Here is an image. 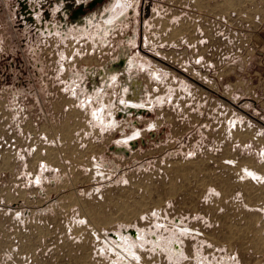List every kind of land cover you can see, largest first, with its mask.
Masks as SVG:
<instances>
[{"label":"rangeland","instance_id":"374dc122","mask_svg":"<svg viewBox=\"0 0 264 264\" xmlns=\"http://www.w3.org/2000/svg\"><path fill=\"white\" fill-rule=\"evenodd\" d=\"M15 6L0 0V264H264V0H115L65 34Z\"/></svg>","mask_w":264,"mask_h":264},{"label":"flooded vegetation","instance_id":"af4514ba","mask_svg":"<svg viewBox=\"0 0 264 264\" xmlns=\"http://www.w3.org/2000/svg\"><path fill=\"white\" fill-rule=\"evenodd\" d=\"M115 0H16L18 20L29 23L35 32H53L57 27L66 30L72 26L83 27L91 22H108L110 7ZM120 3H116L114 8ZM106 18V19H104ZM132 61L127 66L132 65ZM103 76V75H102ZM136 91L133 97L141 93V84L133 78Z\"/></svg>","mask_w":264,"mask_h":264},{"label":"bare ground","instance_id":"6f19581e","mask_svg":"<svg viewBox=\"0 0 264 264\" xmlns=\"http://www.w3.org/2000/svg\"><path fill=\"white\" fill-rule=\"evenodd\" d=\"M142 70V69H141ZM108 75V74H107ZM107 75H103L104 77H102V78H104V80L105 81H107L106 79H107ZM112 77H114L115 75L114 74H110ZM159 77V76H158ZM109 80V79H108ZM113 80V79H112ZM138 81H139V79H137ZM127 87L129 86V85H131L132 87H133V91L135 92L136 91V88H135V86H133L134 84H135V82H134V80H133V78H131L130 80H128L127 82ZM139 84H142V82L141 81H139ZM142 86V85H141ZM143 87V86H142ZM131 88V87H130ZM130 88L128 87L127 89L128 90H130ZM132 91V92H133ZM135 94V93H134ZM126 95V94H125ZM140 96V95H139ZM139 96H138V98H139ZM129 98V97H128ZM134 98H137V97H134ZM129 99H131V100H127L126 98L124 99V100H122V102H123V107H125L126 109L128 108V107H130V106H132V107H134V108H137V106L140 104V105H144L143 103H142V101H135V100H132V98H129ZM138 100V99H137ZM91 102V101H90ZM145 103V102H144ZM148 104V103H147ZM150 104V103H149ZM150 106V105H149ZM144 107H146L145 105H144ZM148 107V106H147ZM93 114H94V116L96 117V119L99 121V123H101V124H103V123H105L107 120H105V118H104V110L102 109V108H98L97 107V109H95L94 110V112H93ZM110 120L112 121V120H114V116H111L110 117ZM107 125H109L110 124V122H107L106 123ZM126 140H127V138H126ZM141 233V232H140ZM144 234V233H143ZM143 234H140V236L141 235H143ZM138 235H139V232H138ZM142 238H143V236H142ZM175 241V240H174ZM173 242V241H172ZM170 243H168V245H169ZM172 249H171V252L173 253L174 252V254H182V253H184V251H183V248L181 247V246H179V245H177V244H173V247H171ZM135 258V257H134ZM120 261V260H119ZM133 261V260H132ZM126 264V263H125Z\"/></svg>","mask_w":264,"mask_h":264},{"label":"water","instance_id":"95a60500","mask_svg":"<svg viewBox=\"0 0 264 264\" xmlns=\"http://www.w3.org/2000/svg\"><path fill=\"white\" fill-rule=\"evenodd\" d=\"M110 29L112 30V28H110ZM125 64H126V58L122 56L120 60L111 63L108 67L98 69V70L102 71L101 73L98 72V75L99 74L107 75V72L109 73V72H112L114 70H118L120 68H123V67H125ZM102 77H104V76H102ZM139 81H141V80H139ZM127 110H132V111L134 110V111H140V112L145 111L144 108L137 109V108H134L132 106L128 107ZM119 149L120 150H125V147L124 146H120ZM125 151H127V150H125Z\"/></svg>","mask_w":264,"mask_h":264},{"label":"crops","instance_id":"0c3cea01","mask_svg":"<svg viewBox=\"0 0 264 264\" xmlns=\"http://www.w3.org/2000/svg\"><path fill=\"white\" fill-rule=\"evenodd\" d=\"M263 55H264V53H263ZM260 63L263 65V68H262V69H263V72H264V60H263V61L261 60ZM97 107L100 108L99 106H96V107H93V109H94V108H97ZM90 112H91V111H90Z\"/></svg>","mask_w":264,"mask_h":264}]
</instances>
